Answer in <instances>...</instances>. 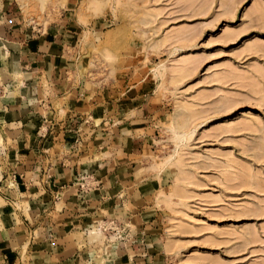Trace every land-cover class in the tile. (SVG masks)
<instances>
[{"label":"rangeland","instance_id":"rangeland-1","mask_svg":"<svg viewBox=\"0 0 264 264\" xmlns=\"http://www.w3.org/2000/svg\"><path fill=\"white\" fill-rule=\"evenodd\" d=\"M15 1L29 24L79 40L83 74L110 71L118 94L125 82L129 93L152 97L149 143L131 176L118 172L128 179L120 177L112 211H99L107 218L96 223L101 237L124 242L118 256L134 235L143 248L156 246L147 264H264V0H111L84 21L81 0H49L30 19ZM183 112L185 130L175 136L172 120ZM11 181L5 189L16 188ZM28 202L22 195L10 209ZM8 203L0 196V207ZM45 239L35 232L43 244H30L17 264H52ZM103 247L93 264H116Z\"/></svg>","mask_w":264,"mask_h":264},{"label":"crops","instance_id":"crops-1","mask_svg":"<svg viewBox=\"0 0 264 264\" xmlns=\"http://www.w3.org/2000/svg\"><path fill=\"white\" fill-rule=\"evenodd\" d=\"M69 37L29 24L15 0H0V196L11 205L0 207V264H17L30 244H43L35 232L45 233L52 264H93L99 244L107 261L147 264L154 242L143 248L145 240L130 234L118 256L124 242L101 237L96 223L107 218L99 211H112L118 172L131 176L145 152L156 107L147 91L129 93L125 82L118 94L113 72L83 74L81 44ZM8 180L16 188L5 189ZM82 180L94 184L81 188ZM22 195L27 207L11 210Z\"/></svg>","mask_w":264,"mask_h":264},{"label":"bare ground","instance_id":"bare-ground-1","mask_svg":"<svg viewBox=\"0 0 264 264\" xmlns=\"http://www.w3.org/2000/svg\"><path fill=\"white\" fill-rule=\"evenodd\" d=\"M18 1L21 2V6L23 8V11L26 13V16L29 18V16L32 17L31 15H29V13H30L29 11L32 12L33 10H36V9L43 11L45 9V6H47V2L49 0H18ZM55 1H57V2L61 1L65 4L66 0H55ZM108 4L111 5V0H81V2H79V5L76 7V14L78 16L77 18H79L81 21H84L87 15H91V16L97 15L98 16V15L103 13L105 7ZM112 6H113V4H112ZM27 17H25V18H27ZM29 19H27V20H29ZM80 20H78V21L80 22ZM81 23H83V22H81ZM84 32H85V34L83 36V39H82L83 42L82 43H86L88 40V37H89V34L86 31H84ZM105 57L108 58L109 55L105 54ZM185 125H186V114L183 112L181 115H179V114L175 115L174 119L172 120V127L170 129L172 132H174L175 136H178V135L180 136L181 132H183V130H185ZM162 166H163V164H162ZM158 167H159V165H158ZM158 171H160V170H158ZM9 181H11V180H9ZM178 194H179V189L177 187H175L174 190H172V193L170 196H178Z\"/></svg>","mask_w":264,"mask_h":264}]
</instances>
